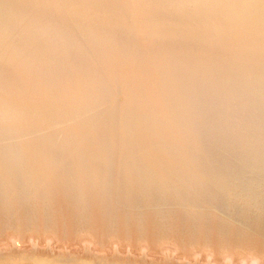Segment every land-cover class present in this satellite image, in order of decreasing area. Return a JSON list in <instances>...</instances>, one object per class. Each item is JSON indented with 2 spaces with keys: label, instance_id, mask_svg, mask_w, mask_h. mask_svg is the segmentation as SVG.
<instances>
[{
  "label": "bare ground",
  "instance_id": "6f19581e",
  "mask_svg": "<svg viewBox=\"0 0 264 264\" xmlns=\"http://www.w3.org/2000/svg\"><path fill=\"white\" fill-rule=\"evenodd\" d=\"M194 29L208 52L186 62L171 44ZM252 34L264 40V0H0V187L15 196L0 241L17 238L31 264H264V43ZM164 36L160 52L145 46ZM219 49L249 58L240 82L205 77ZM83 187L97 194L61 203ZM20 188L48 200H16Z\"/></svg>",
  "mask_w": 264,
  "mask_h": 264
},
{
  "label": "rangeland",
  "instance_id": "374dc122",
  "mask_svg": "<svg viewBox=\"0 0 264 264\" xmlns=\"http://www.w3.org/2000/svg\"><path fill=\"white\" fill-rule=\"evenodd\" d=\"M157 18V17H156ZM155 21H157V20H155ZM178 26H180V25H178ZM140 30H138V32H139ZM147 33H149V34H151L152 35V32L150 31V30H147L146 31ZM180 32H182L183 33V31L182 30H180ZM197 32H199V30H196V29H194V31L193 30H190V31H188V32H186V33H183L184 35H183V37H186V39H185V41L183 40V38H177L175 41H172L173 42V44H171V45H173V46H176L178 49H177V52H184V56L187 58L186 59V62H191V60H192V58L191 57H189L192 53H199V55H201V54H207L206 52H208V51H201V50H199L196 46H195V44H196V42L199 40V38L201 37V35L200 34H198ZM168 35H170V33H168V32H166ZM166 34V35H167ZM181 34L180 33H178V37L180 36ZM257 35L256 34H252V35H250V43H253V42H255V43H253V44H251L252 46H254V45H256L257 47H261V46H259V45H261L262 43H264V40H258V39H255L254 40V38L256 37ZM150 38H152V37H148V38H146V39H150ZM171 38L170 37H166V36H164V37H159L158 39H157V41H155V43H153V41H152V43H151V40H150V42L149 41H147L146 42V44H145V46L148 48V46H149V44L150 45H152V46H154L155 47V49L154 50H156V52H160L162 49H160L161 48V46L163 45V43H165V42H167L168 40H170ZM237 42V41H236ZM243 42H245V41H243ZM243 42H240L241 44L243 43ZM239 43V44H240ZM235 45V47L236 46H240V45ZM160 49V50H159ZM237 50H238V52H236L235 53V55H238L239 53H240V51L241 50H239L238 48H236ZM197 51V52H196ZM220 53H219V56L217 55V57H220V59H224L222 62L223 63H221V65H220V67L219 68H217V69H215L214 70V68H216L215 67V65H216V63L215 62H213V63H206L204 66H205V68L203 69L205 72H204V74H206L205 75V77H209V75H210V79H213V78H221V77H223L224 79H223V81L222 82H225L224 84H228V82H233V80H234V82H240V79H239V81H238V78H241L240 76L241 75H246V73H247V71L246 70H248V67L249 66H246V65H248V59L249 58H247V59H244V58H242V57H236V59H234L233 60V58H232V60H230L229 62L228 61H226V59H227V56H229L228 54H227V50H221V49H219L218 50ZM224 51H226V53H222V52H224ZM259 51L260 52H264V49H262V50H258L256 53H254L253 54V56L254 55H256L257 53H259ZM252 56V55H251ZM252 56V57H253ZM244 61V62H243ZM222 65H225V66H228V65H230L231 67L230 68H224ZM251 66V65H250ZM210 67H212V68H210ZM208 68H210V69H208ZM243 68V69H242ZM208 69V70H207ZM244 70V71H243ZM220 71V72H219ZM209 72V73H208ZM212 73V75H211V73ZM241 72H242V74H241ZM240 73V74H239ZM248 74V73H247ZM239 75V76H238ZM213 77V78H212ZM229 78H230V80H229ZM234 78V79H233ZM242 79V78H241ZM228 81V82H227ZM223 86H226V85H223ZM259 96H261V97H259ZM259 96L257 95L256 97L258 98L259 97V99L260 100H264V92L263 93H260L259 94ZM264 104V103H263ZM262 104V105H263ZM262 105H260L261 106V108H264V105L262 106ZM264 119H261L260 121H261V123H262V121H263ZM264 122V121H263ZM0 126H2V127H0V135H1V137H0V139H2V138H4L5 136H3L4 135V130H5V123H4V119H3V117H2V115H0ZM4 124V125H3ZM4 129V130H3ZM2 130V131H1ZM258 131L260 132L261 130H259V129H256V133H258ZM2 132H3V135H2ZM261 139L264 141V130H262V132H261ZM257 139V138H256ZM221 140V139H220ZM259 140H260V138H259ZM222 141V140H221ZM21 145L22 144H24V143H20ZM19 143L16 145V146H11V147H8L9 148V150L11 149V148H18V149H20L21 148V145H19ZM23 146V148L25 147V144L24 145H22ZM6 146H5V148H4V151L6 150V149H8ZM15 149V150H18V149ZM2 149V148H1ZM13 149H11V151H14ZM22 149V148H21ZM16 158V157H15ZM14 158V160H10L11 162H9V164L10 163H12V162H16V161H19L17 158L15 159ZM4 161V160H3ZM3 161H0V163H3ZM7 161V162H6ZM8 161L9 160H6L5 159V163H8ZM4 163V165L3 166H7V164H5ZM1 165V164H0ZM36 165V166H35ZM15 166V167H14ZM14 166H10L11 167V171L13 170V171H15L17 168H18V165H14ZM32 166V165H31ZM33 167V168H32ZM31 168L32 169H36V168H38L39 166H37V164H33V166H32ZM34 167H36V168H34ZM7 168V167H6ZM1 177H3V176H1ZM5 178V175H4V177L2 178V179H4ZM10 180L12 179V178H15V176L14 177H12L11 176V178H10V176L8 177ZM2 179H0V180H2ZM15 179H17V177L15 178ZM65 178H63V180H64ZM67 179V180H66ZM66 179H65V181H69V177L67 178L66 177ZM13 180V179H12ZM13 181H15V180H13ZM24 182H26V181H22V182H17L16 183V185L18 184V186H21V185H23V184H25ZM27 182H29V180L27 181ZM26 182V183H27ZM20 183V184H19ZM30 183V182H29ZM1 185V184H0ZM2 187V186H1ZM0 187V201H1V205L0 206H2V207H5V205H11L12 204V202L14 203L15 202V200L12 198V196H11V198L9 197V195H7V193L5 192V190H4V188L2 189ZM31 188V187H30ZM23 189L22 190V188H20V189H18V190H20V192L19 191H17V190H12V192L13 193H15L16 191V193H18L19 194V196L20 197H18V194L16 195L17 197H16V200H18V199H20L21 197L23 198V199H28V200H30V201H32L33 203H29L30 205L31 204H33V205H35V201L37 202V200L38 199H40V198H38V196L37 195H39V197H41V194H42V198H41V200H38V204H39V202L40 203H43V201L44 200H42V199H46V200H48V198H47V196L49 195V194H47L46 195V197H45V195H44V197H43V193H41V194H38V192L37 191H35V189L37 188H35V189ZM84 189H82V188H75V189H73V190H71L70 192H67V193H63L64 195H66L65 197H66V199L64 198V196H62V201H61V198H60V200H59V202H57V203H60V201H61V203H67V202H69L70 203V205H73V197L75 198V200H76V198H84V200L86 199V200H90V199H92L93 198V196L94 195H96L97 193L96 192H88V191H85L86 189H85V187H83ZM2 189V190H1ZM39 188H37L36 190H38ZM77 189V190H76ZM80 189V190H79ZM82 189V190H81ZM22 190V191H21ZM28 190H31V191H28ZM45 191H48V193H50V195H51V192H49V190H47V189H44ZM43 190V192L44 193H47V192H45ZM33 191H35V192H33ZM76 191H77V193H76ZM81 191V192H80ZM9 192H11V191H9ZM30 192H32L31 194H33L32 196H36L35 198L36 199H34V197H32L31 196V194H30ZM40 192H42L41 190H40ZM76 193V195L77 196H73L72 195V193ZM3 193V194H2ZM4 193H5V195H4ZM15 193V194H16ZM24 193V194H23ZM27 193H29V195L27 194ZM35 193H36V195H35ZM73 193V194H74ZM96 193V194H95ZM2 194V195H1ZM21 194H23V195H21ZM25 194H26V196H25ZM71 194V195H70ZM81 194H83V195H81ZM89 194V195H88ZM7 195V197H4V196H6ZM52 195H54V193L52 194ZM79 195V196H78ZM81 195V196H80ZM91 195V196H90ZM1 196H3V197H1ZM29 196V198H27ZM67 196H70V199L67 197ZM87 196V197H86ZM113 196V195H112ZM148 196V195H147ZM86 197V198H85ZM115 198H112V199H110V200H108L107 201V204L106 205H108V207L107 208H105L104 209V212H107V210L106 209H108L109 207H116V206H122V204L124 203L121 199H119V197L120 196H114ZM5 198V199H4ZM7 198V199H6ZM31 198V199H30ZM90 198V199H89ZM9 199H11V200H9ZM114 199V200H113ZM214 199V198H213ZM9 200V201H8ZM14 200V201H13ZM21 200V199H20ZM35 200V201H34ZM50 200V199H49ZM66 200V201H65ZM215 200H218V201H222V199H220V198H216ZM2 201H4V202H6V204H4V202H2ZM25 201V200H24ZM113 201V202H112ZM264 201V200H263ZM8 202H10L9 204H8ZM26 202V203H25ZM24 202V204L25 205H29V204H27L28 202H27V200ZM53 201L51 200V203H52ZM121 202H123V203H121ZM252 202H254V201H252ZM80 203H81V200H80ZM114 205H113V204ZM263 203V202H262ZM85 204V203H84ZM125 204V203H124ZM16 205V204H15ZM239 208H242V206H239ZM122 209V208H121ZM69 210H71V208L70 209H66L65 210V212H67V211H69ZM64 212V213H65ZM113 212V213H112ZM112 212H110V213H108L109 215L108 216H110V217H112L113 218V216L114 215H116L115 217H114V219L115 218H117V216L118 215H121V213H122V211L120 210V209H118L117 211H116V209L114 210V211H112ZM118 214V215H117ZM256 231H263V230H261V228L260 227H258L257 229H256ZM14 239V244H11V245H4V243H2L1 241H0V264H14V262L16 263V264H31L32 262H34V260L35 259H33V257L31 256V254H29V255H27V254H24V255H27V257H25V256H21V255H19L18 253H17V248H16V246H19L20 244H19V241H17V238L15 239V238H13ZM262 240H264V236L263 237H261L260 238V241L262 242ZM70 240H66V242H69ZM5 242V241H4ZM262 243H264V242H262ZM2 245H3V247H2ZM4 246H8V247H10L9 249H8V247H7V249H8V252L9 253H7V252H4V251H7V249H6V247H4ZM16 248V249H15ZM4 249V250H3ZM11 249V250H10ZM40 249V248H39ZM2 250H3V252H2ZM27 250H29V249H27ZM26 250V251H27ZM34 250H36V249H34ZM43 250H45V249H43ZM12 251H14V253L11 255V253L10 252H12ZM97 252H104V251H106V249H105V246H99L98 248H97V250H96ZM41 253V251L40 252H37V254H36V256L38 255V257H36V258H40V257H42V256H45L46 254H40ZM48 256H51V257H54L52 254H47ZM16 256H19L21 259H19V258H17ZM23 259V260H22ZM41 259V258H40ZM51 260H54V259H51ZM97 260V262H94V264L95 263H98V262H100L99 261V259H96ZM57 261V262H56ZM56 261H54V262H52L51 264H69V263H65L64 261H61V262H59L58 263V261H60V260H56ZM65 261H67V260H65ZM72 264H78V262L77 263H72ZM92 264V263H91ZM98 264H100V263H98ZM110 264H119L118 262H112V263H110ZM140 264V263H139ZM145 264H147V263H145Z\"/></svg>",
  "mask_w": 264,
  "mask_h": 264
},
{
  "label": "water",
  "instance_id": "95a60500",
  "mask_svg": "<svg viewBox=\"0 0 264 264\" xmlns=\"http://www.w3.org/2000/svg\"><path fill=\"white\" fill-rule=\"evenodd\" d=\"M32 263H34V262H32ZM14 264H16V263L14 262ZM39 264H51V263H42V262H40Z\"/></svg>",
  "mask_w": 264,
  "mask_h": 264
}]
</instances>
